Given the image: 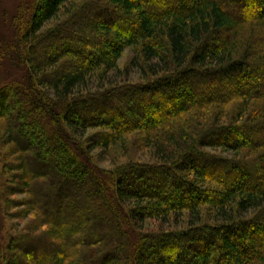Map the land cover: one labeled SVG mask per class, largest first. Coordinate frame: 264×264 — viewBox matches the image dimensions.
I'll list each match as a JSON object with an SVG mask.
<instances>
[{
    "label": "trees",
    "instance_id": "1",
    "mask_svg": "<svg viewBox=\"0 0 264 264\" xmlns=\"http://www.w3.org/2000/svg\"><path fill=\"white\" fill-rule=\"evenodd\" d=\"M152 1L37 0L17 23L4 51L24 74L0 88V146L12 157L1 194L6 204L17 188L30 194L37 229L9 239L5 264H264V79L246 80L264 76V0ZM243 79L223 96L185 90ZM153 95L172 111L140 118ZM95 113L119 121L87 122ZM29 125L42 137L33 147ZM170 246L182 257L143 253Z\"/></svg>",
    "mask_w": 264,
    "mask_h": 264
},
{
    "label": "rangeland",
    "instance_id": "2",
    "mask_svg": "<svg viewBox=\"0 0 264 264\" xmlns=\"http://www.w3.org/2000/svg\"><path fill=\"white\" fill-rule=\"evenodd\" d=\"M141 1V0H140ZM37 2V0H0V88L2 87L3 83H5V81L10 80L11 78H15V79H23V75L24 72H21L22 68L18 65V63L12 59L11 54L9 55L10 52L5 53L4 49H8L10 47H14L17 42H16V37L18 38V30H17V23L21 20L24 21V16L26 17L27 15L31 14V9L33 7V4ZM155 4H160L162 3V0H153L152 1ZM163 4V3H162ZM243 13H246L243 11ZM105 21H111V22H116V20H112V18H104ZM69 46L72 48V45L69 44ZM12 47V48H13ZM88 52L92 53V51L94 52L95 49H97V47H88L85 48ZM10 51V50H9ZM133 49L132 48H127L124 52L123 55L118 63L119 68L121 70H124L128 65H130L132 58H133ZM87 56V55H86ZM257 75V76H256ZM264 76L262 74H254L251 75V72H249V77H247V82L249 84H254V81H263ZM134 80H138V77H134ZM14 79V80H15ZM245 80H241L238 82H235L236 85L234 84H228V83H211L207 86L202 87V91L199 93V96L196 95V93L191 92L190 90H188V88H186L185 90H187V97L188 99L190 98V96H194V98L197 97H203V95H206V97H216V96H223L226 95L229 92H234L235 90H238L236 87L242 86V82H244ZM247 83V85H249ZM256 86V85H255ZM259 87V86H258ZM236 88V89H235ZM257 87L252 86L250 89L247 88V92L249 93H254V94H262L261 92V88L259 87L256 90ZM164 97V96H163ZM161 96L158 95H153L152 97H150V108H148L145 105H141L139 108V111L137 113H139L140 118H153L158 120L159 118H162V111H172L173 106L169 103L168 100H166L165 98H163ZM13 101V100H12ZM154 103H158L159 105L156 106L157 109L160 110L159 113H156L155 111V106H153ZM258 103V102H257ZM113 107V106H112ZM234 108V106H233ZM155 111H154V110ZM232 109V106H231ZM100 114V115H98ZM115 114H113L112 116H109V114H101V113H95L91 116H87L90 118H87L86 121H92V119L97 118L98 120H103V121H108V119H111ZM16 118H19L18 115H15ZM117 121H119V118L117 119V117H115ZM128 121V120H127ZM128 124L132 123L130 121L127 122ZM4 124L5 121L4 120H0V141L2 140V137H4L5 135V130H4ZM28 129L30 131V146L33 147L34 144L37 143V141L41 140V133H39V131L36 129V127H32V126H28ZM224 138L229 139L230 141H234L237 138L233 135H228V136H224ZM5 151H8L7 147H1L0 146V164H3L2 162H6L8 163L9 161H12V157L11 156H4ZM95 157V162L98 164V166L101 168V170H110L113 169L112 165L110 163L109 160H111L110 158H105L102 159L103 156L100 155V153H95L93 155ZM37 160V165L34 166V169H36V171H40V164L39 163L40 160ZM97 160V161H96ZM197 163V162H196ZM13 173H9L8 175L12 176L11 178V182L12 184H14L15 187H18V184L20 185V179H18L19 175H16L17 171H12ZM106 172V171H105ZM213 173L217 176H222L223 174L219 171V170H214ZM54 174V173H53ZM8 181V177L7 174L3 173V169L2 166L0 165V249H3L4 247L8 246V242L9 239H13V238H20L21 236H30L31 231L37 229V227L34 225V228H32L30 230V221H32L33 218V213L31 215H27L26 212L29 210H32L29 203H30V194L28 193H24V191L20 190L19 188L15 189L16 191V195L15 196H8V201L7 204L5 203V201L3 200L2 197V191H3V182H7ZM158 181L156 179H153L152 177L147 179V183L144 182L143 185L146 188H150V186H153L157 183ZM12 186V185H11ZM174 185L171 186V188L169 187L167 189V191L165 192V194L167 196H171L172 198H176L174 197V193H176V189H174ZM174 190V191H173ZM9 194V193H8ZM178 194V193H177ZM184 201H189L188 198L183 197L182 198ZM26 216V217H25ZM28 216V217H27ZM156 227L154 225L151 224L150 229L149 230H155ZM30 230V231H29ZM42 230V229H41ZM25 232V233H24ZM37 235L35 234L34 237H36ZM31 237V236H30ZM32 237V238H34ZM39 239V238H37ZM256 240L258 242L259 246H263L264 245V233L260 234V235H256ZM32 248H35V250L37 249V246H33ZM174 248H172L171 246L169 248L164 249L163 251H158V250H154V247H150L149 249L144 250V255L149 256V257H161L160 259L163 260H167V259H173L176 257H182V251L180 252H176V253H172L171 251ZM40 251V250H38ZM29 252L32 255H35V251L33 249H30ZM40 256H42V253H39ZM38 254V255H39ZM39 256V257H40ZM192 254H190L189 258H193ZM22 257V255L20 256ZM156 258V257H155ZM22 259H24L22 257ZM25 260V259H24ZM25 262L27 264H32L30 262H28L27 260H25ZM0 264H5L3 259L0 256ZM188 264H195L193 262V260H190L188 262Z\"/></svg>",
    "mask_w": 264,
    "mask_h": 264
}]
</instances>
